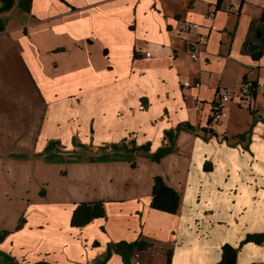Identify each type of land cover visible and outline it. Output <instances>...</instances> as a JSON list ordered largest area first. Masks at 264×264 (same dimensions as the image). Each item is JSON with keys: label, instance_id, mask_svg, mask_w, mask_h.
I'll return each mask as SVG.
<instances>
[{"label": "crops", "instance_id": "0c3cea01", "mask_svg": "<svg viewBox=\"0 0 264 264\" xmlns=\"http://www.w3.org/2000/svg\"><path fill=\"white\" fill-rule=\"evenodd\" d=\"M263 10L264 0H31L24 12L14 0L0 15V264H124L108 245L139 239L149 246L133 264H166L167 252L170 264H217L224 245L264 234V90L236 91L264 83V53L243 51ZM223 89L234 96L209 123ZM181 124L194 130L175 132ZM167 131L174 151L159 162L111 149L132 140L152 154ZM155 177L180 194L175 214L150 208ZM94 202L104 218L71 227ZM252 263L264 264V244L238 250L236 264Z\"/></svg>", "mask_w": 264, "mask_h": 264}, {"label": "trees", "instance_id": "16d2710c", "mask_svg": "<svg viewBox=\"0 0 264 264\" xmlns=\"http://www.w3.org/2000/svg\"><path fill=\"white\" fill-rule=\"evenodd\" d=\"M31 0H17V7L24 12H28L30 10ZM14 6V0H0V15L8 12ZM3 30V23L0 18V32ZM243 51L248 53L251 58L255 61L259 60L264 53V10L262 11L259 19H257L254 23L251 24L247 39L243 45ZM254 84V83H251ZM254 94V93H253ZM262 123H264V119L260 118ZM211 118L209 123H211ZM185 130V131H193V127L188 124L178 125L175 129V132ZM175 132L167 131L165 132V139L168 141L169 145L161 147L157 149L154 153H149V145L143 146H135L134 141L129 140L126 142H122L119 145H112V150L122 151L126 154L136 153L139 155H144L149 158L153 162H159L165 156L171 154L174 151V139ZM203 132H206L204 129ZM238 139H243V137H238ZM55 143H49L46 151H50L54 149ZM75 147H80L83 149L82 145L74 144ZM131 167H134L131 164ZM204 169L207 170L208 167L205 164ZM180 203V194L174 189L168 187L162 178L155 177L153 181L152 191H151V202L150 208L159 212L167 213V214H175L178 210ZM105 212L103 208L102 202H94V203H81L79 204L72 213V217L70 220V226L74 228H82L89 224L94 219L104 218ZM23 220H20V225ZM247 243H253L255 245H263L264 244V234H254L247 235L239 244L238 248H234L230 245H224L221 248V256L220 261L217 264H236V257L238 250ZM149 244L145 241L139 239L134 242H125L121 241L118 243L110 244L107 247L108 253L107 257L110 253L119 255L124 264H133L135 259V255L144 251ZM170 252H167L166 255V264H170ZM38 264H46V263H38ZM256 264V263H252Z\"/></svg>", "mask_w": 264, "mask_h": 264}, {"label": "built area", "instance_id": "2783aa9c", "mask_svg": "<svg viewBox=\"0 0 264 264\" xmlns=\"http://www.w3.org/2000/svg\"><path fill=\"white\" fill-rule=\"evenodd\" d=\"M228 13L230 14H236L237 13V4H233L229 10ZM214 18V12L213 10H209L206 14V19L211 20ZM183 28L185 31L194 32L197 33V42L201 45H204L208 41V34L206 33H200V31L203 29L201 25L192 23L189 21H185L183 23ZM144 56L149 57V54L146 53ZM191 60L195 61L197 59L196 54L190 55ZM199 88L200 83L195 81L192 83H185L183 85V88ZM256 90H264V83L256 82L254 84H251L247 81H242L237 88L238 95L241 98H249ZM234 96V91L230 89H223L220 90L218 93V97L216 101L211 105V114L210 118L213 122H218L221 119V116L223 114V110L225 106L230 102L232 97ZM201 102H199L197 99H195V106L194 108L196 110H199L201 108ZM137 257V254L135 255V258ZM134 264H139L138 262H134Z\"/></svg>", "mask_w": 264, "mask_h": 264}, {"label": "rangeland", "instance_id": "374dc122", "mask_svg": "<svg viewBox=\"0 0 264 264\" xmlns=\"http://www.w3.org/2000/svg\"><path fill=\"white\" fill-rule=\"evenodd\" d=\"M86 85L87 84H82L83 87H85ZM82 156H84V155H82ZM81 158H83V157H81ZM102 159H104V158H102ZM136 259L140 261L141 259H144V257L139 256Z\"/></svg>", "mask_w": 264, "mask_h": 264}]
</instances>
